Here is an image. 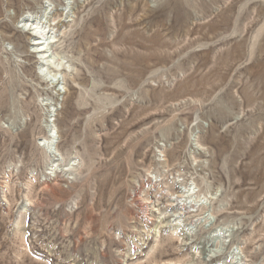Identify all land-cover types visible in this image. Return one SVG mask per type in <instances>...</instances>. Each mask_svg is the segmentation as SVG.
<instances>
[{
	"label": "rangeland",
	"instance_id": "rangeland-1",
	"mask_svg": "<svg viewBox=\"0 0 264 264\" xmlns=\"http://www.w3.org/2000/svg\"><path fill=\"white\" fill-rule=\"evenodd\" d=\"M0 264H264V0H0Z\"/></svg>",
	"mask_w": 264,
	"mask_h": 264
},
{
	"label": "bare ground",
	"instance_id": "bare-ground-1",
	"mask_svg": "<svg viewBox=\"0 0 264 264\" xmlns=\"http://www.w3.org/2000/svg\"><path fill=\"white\" fill-rule=\"evenodd\" d=\"M30 21L32 22L33 26L36 25V27L33 28L32 25H30V26H27V24L24 25L25 23H28ZM18 24H21V25L23 24V26H19ZM39 24H40V22L37 20V18H34L32 20H29L28 19V16L27 17L22 16L19 19V22H17V28H15L16 29V32H26L30 36L29 39H28V41H27V44H28V47H29V50H30L29 51L30 52L29 54L33 53L34 56H37V57H35V59L37 61V64L36 65H42V63H43L42 61L47 58L45 56L46 55L45 53H47V50H48V49L45 50V47L40 48V46H43V44H44V43L42 44L41 41L43 39H45L46 37L44 36V33L43 32L38 33L37 27H38ZM44 31H46V30H44ZM48 36H49V34H48ZM36 37L38 39H36Z\"/></svg>",
	"mask_w": 264,
	"mask_h": 264
}]
</instances>
